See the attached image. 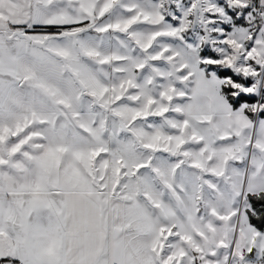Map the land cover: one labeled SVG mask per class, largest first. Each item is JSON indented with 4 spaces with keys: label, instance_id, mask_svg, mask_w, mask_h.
I'll use <instances>...</instances> for the list:
<instances>
[{
    "label": "snow or ice",
    "instance_id": "6c2138e0",
    "mask_svg": "<svg viewBox=\"0 0 264 264\" xmlns=\"http://www.w3.org/2000/svg\"><path fill=\"white\" fill-rule=\"evenodd\" d=\"M0 264H264V0H0Z\"/></svg>",
    "mask_w": 264,
    "mask_h": 264
}]
</instances>
